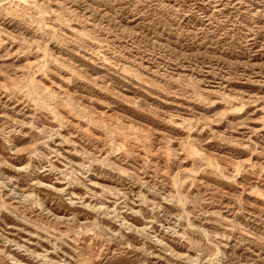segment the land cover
Instances as JSON below:
<instances>
[{"label":"rangeland","instance_id":"rangeland-1","mask_svg":"<svg viewBox=\"0 0 264 264\" xmlns=\"http://www.w3.org/2000/svg\"><path fill=\"white\" fill-rule=\"evenodd\" d=\"M0 264H264V0H0Z\"/></svg>","mask_w":264,"mask_h":264},{"label":"bare ground","instance_id":"bare-ground-1","mask_svg":"<svg viewBox=\"0 0 264 264\" xmlns=\"http://www.w3.org/2000/svg\"><path fill=\"white\" fill-rule=\"evenodd\" d=\"M58 217V216H57Z\"/></svg>","mask_w":264,"mask_h":264}]
</instances>
